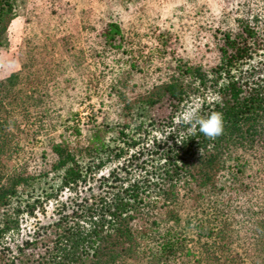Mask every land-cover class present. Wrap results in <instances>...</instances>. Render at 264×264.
I'll return each instance as SVG.
<instances>
[{"label":"trees","instance_id":"obj_1","mask_svg":"<svg viewBox=\"0 0 264 264\" xmlns=\"http://www.w3.org/2000/svg\"><path fill=\"white\" fill-rule=\"evenodd\" d=\"M11 2L0 0V48ZM70 8L59 17L76 27L24 39L19 70L0 80V264H264V21L241 6L231 26L212 34L210 64L175 57L165 77L138 92L111 73L142 74L173 57L167 33L139 43L118 20L99 17L96 28ZM100 63L115 120L92 122L84 144L54 142L48 132L64 124L66 70L91 81ZM196 102L202 117L222 114L216 139L176 122ZM75 122L64 127L77 142ZM23 136L45 140L47 170L32 166ZM63 192L52 220L7 242Z\"/></svg>","mask_w":264,"mask_h":264},{"label":"rangeland","instance_id":"obj_2","mask_svg":"<svg viewBox=\"0 0 264 264\" xmlns=\"http://www.w3.org/2000/svg\"><path fill=\"white\" fill-rule=\"evenodd\" d=\"M11 3L13 15L6 30L5 45L0 48V80L19 70L18 53L24 39L39 42L46 37L71 32L76 27V23H66L63 17H59L66 5L72 7L69 9L72 17L86 15L88 23L96 28L100 22L99 17L109 16L118 20L127 35L134 38L133 41L139 40V43L151 42L143 37L140 39L142 35L151 32L167 33L165 36L170 39L164 45L168 52L174 51L173 57L165 56L162 61L155 63L156 67L142 74L111 73L115 75L113 78L134 84L138 92L146 91L165 77L172 69L175 57L210 64L214 58L210 44L212 34L231 26L233 19L242 14L241 6L264 21V0H12ZM90 7L92 9L88 12ZM87 36L89 38L90 35ZM109 60L103 62L112 65ZM105 69L101 63L91 68L94 73L91 81L85 77L86 71L79 74L66 70V97L59 111L64 124L48 132L51 140H65L70 145L79 142L81 145L85 143V134L92 122L95 125L115 120V103L107 92L111 76L105 73ZM102 72L103 78L100 79ZM74 120L81 134L77 142L64 127L71 126ZM44 141H33L24 136L21 138V145L31 148L29 154L33 160L32 166L40 170H47L52 158L43 145ZM49 183L46 181L40 187L46 190ZM67 197L68 193L63 192L56 200L47 202L44 213L25 217L18 231L6 237L7 242H20L28 237L35 224H45L52 220V209ZM191 207L185 203L184 212L189 213Z\"/></svg>","mask_w":264,"mask_h":264},{"label":"clouds","instance_id":"obj_3","mask_svg":"<svg viewBox=\"0 0 264 264\" xmlns=\"http://www.w3.org/2000/svg\"><path fill=\"white\" fill-rule=\"evenodd\" d=\"M200 103H190L176 117L177 123L189 125V131L194 136L197 128L206 138L214 140L223 134V116L219 112H212L208 117L200 116Z\"/></svg>","mask_w":264,"mask_h":264}]
</instances>
